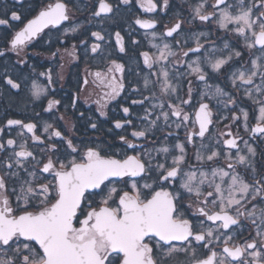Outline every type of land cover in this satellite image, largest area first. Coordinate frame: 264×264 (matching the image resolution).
I'll return each mask as SVG.
<instances>
[{"label":"snow or ice","instance_id":"1","mask_svg":"<svg viewBox=\"0 0 264 264\" xmlns=\"http://www.w3.org/2000/svg\"><path fill=\"white\" fill-rule=\"evenodd\" d=\"M121 3L128 5L130 0H121ZM157 6L153 0H141V7L146 12L155 11ZM163 6L168 8L169 0H163ZM209 7L218 11H207ZM192 8L193 19L198 18L201 22L214 20L219 28L242 37L249 50L256 45L260 46V56L251 61V69L234 71L232 83L236 86L238 80L245 85H253L255 78L260 77V84L255 85L254 91L261 99H257L251 89L246 90V95L258 105V115L255 110L253 113L256 123L250 128V132L254 137H264V0H252L250 4H245L244 0H237L235 4H230L227 0H215L211 5L207 0H201ZM112 12L113 5L107 0H99L98 10L93 16L100 17ZM10 19L21 21V14L12 10ZM67 20V4L62 0L48 4L33 19L28 20L21 30L15 32L9 41L8 50L19 55L27 42L44 29ZM135 23L145 29L155 27L154 20L137 19ZM0 25L11 27L9 20L3 18H0ZM229 25L235 27L229 29ZM79 27L80 25H76L71 30L76 32ZM180 29L181 22L178 21L168 29L166 35L172 37ZM91 35L97 41L105 39L100 32H92ZM115 36L119 51L125 52L123 37L119 32ZM202 47L197 40V46L189 48L183 55L199 52ZM229 47L225 42L224 48ZM98 50H101V44L94 43L91 52L96 53ZM215 51L214 48L212 52ZM230 52L227 58L213 59L212 53L206 51L203 60L198 57L188 65L189 75L206 81L208 72L201 65L219 73L232 59V55L241 56L240 51L231 49ZM3 55L4 51L0 50V56ZM142 55L144 64L151 69L154 64L177 54L165 44L159 57L150 56L148 52ZM123 71L124 65L113 61L106 73H95L100 85L110 89L106 95L112 99L119 96L125 87L122 76L118 78L115 75L122 74ZM5 81L11 89L20 88V84L10 77L5 76ZM143 84L145 89L158 84L161 93L168 96L175 95L179 88V84H173L169 72L163 68L157 81L145 78ZM41 91L35 89L32 94L38 99ZM191 93L189 81V99L182 100L177 96L179 103H169V111H161L160 116L166 124L172 117L176 118L173 123L177 128L187 124L190 116L181 105L190 103ZM203 95L207 96L208 93ZM212 95L224 96L225 93L216 87ZM57 103L59 101H49L48 108L51 109ZM132 103L143 105L144 101L133 100ZM227 103L235 104V100L228 96L226 105ZM152 107L163 109L164 104H153ZM129 111L128 107L123 108L125 115ZM100 115L104 116L106 113L101 111ZM151 115L145 109L142 119L148 121V124L141 130L131 132L134 140L147 138L157 127L160 116L149 120ZM212 115L209 104L201 102L193 121L194 126L198 124V131L194 127L193 131L187 133L188 144L193 143L194 136L205 137L209 125L213 123ZM241 115L245 130L249 131V112L241 109ZM232 118L240 119L236 115ZM126 124L130 125L132 121L117 120L115 128L123 129ZM7 126H20L28 133H33L36 128L35 124L24 123L19 119H8ZM51 127L46 125L44 131L47 132ZM91 127L95 129L97 125L92 123ZM18 135L23 136V132ZM51 135L66 140V156L61 159L57 155L54 160L50 155L43 162L39 173L35 168L30 171L25 167L29 159L37 165L41 163L28 150L26 141L18 145L14 139H8L6 144L0 143V152L12 149L0 160V264H264V175L257 178L253 161L239 154L236 138L224 141L229 149H238L234 162L231 154L225 157L229 161L227 168L232 170L229 172L220 167L204 171L193 165H188V170H185L187 152L184 143L174 145L179 151L178 155L168 146L155 149L164 156V162H160L149 151L128 155L126 150L117 153L100 146H88L81 152L71 139L62 137L60 131H54ZM228 135L231 136V132ZM31 139L42 142L37 135H33ZM119 140L126 145V149L136 151L137 144L134 140H129L125 135H120ZM244 144L247 152L254 157L255 149L247 141ZM206 147L203 144L200 146L201 149ZM45 151L55 155L61 150L57 144L51 143ZM220 155L218 151H211V154L205 156L198 149L195 160L203 164L205 161L218 159ZM237 164L251 168L254 183L246 182L236 172ZM21 170L27 178L21 177ZM43 173L49 174L51 179L43 177ZM13 180L17 183L10 184ZM140 181H144L143 184ZM117 184L121 187L118 188ZM186 195L190 201L187 208L183 203ZM96 197L99 199L96 200ZM194 206L198 217L205 218L199 219L197 223L185 218L187 209ZM242 219L251 222L259 239L253 237L243 245L230 247L234 237L222 230L238 233L242 227ZM205 220L212 221L216 227L205 229ZM221 236L226 237L223 240L222 254L214 247L209 248ZM173 242L181 243L177 245ZM193 242L208 249L203 258L197 255ZM181 255L187 259L181 261Z\"/></svg>","mask_w":264,"mask_h":264},{"label":"flooded vegetation","instance_id":"2","mask_svg":"<svg viewBox=\"0 0 264 264\" xmlns=\"http://www.w3.org/2000/svg\"><path fill=\"white\" fill-rule=\"evenodd\" d=\"M12 1L17 5L25 4L26 0H22V3L21 0ZM107 2L110 3L108 0ZM153 2L158 5L156 10L153 12H146L141 7V0H139L136 15L134 17L129 16L131 19L133 17L132 22L128 19V14L121 13L116 19L119 27H117L118 25L116 24V26L110 30L108 38L101 33L105 38L104 41H97L93 36L92 38L95 41H90L87 38L83 39V42H81V45H79V49L76 52L77 59L68 69L63 81L58 75V71L61 67L60 61L58 63H50L49 61L46 63L26 61L27 56L29 57L30 55H33L29 50L30 45L46 30L39 34L36 39L27 42V51L23 56H19L16 52L8 50L13 54L16 61L12 63L9 61L4 62L5 64H3V68L5 69L3 71H7V73L4 74L8 77L10 67H13L12 72L14 73L11 74L13 76L10 78L19 84L20 82L17 76L18 72H16L15 69L17 65L29 67L43 65L46 68L41 72V75L44 77L43 79L38 80L37 78H33L29 82H36L45 86L47 90L46 94H44V97L36 104H33L28 100L29 105L24 109L19 108L20 90L27 94L26 91L28 85L25 89H11V87L6 84L5 78L0 80V129H3V131L0 132V143L6 144L8 139L16 140L17 145L22 141H26L28 150L33 152L36 160L41 161V163L37 165L35 161L29 159L25 164V167L30 171L35 168L39 173V169L42 168L41 166L43 162H46L50 155L54 160L57 155L60 156L61 159L66 156V140L51 135L54 131H60L62 137L71 139L81 152L88 146H100L101 148L109 149L110 152L117 153H123V151L126 150L128 155H134L142 151H149L160 162H164V156L163 154H158L155 149L161 146H168L174 154L178 155L179 151L174 148V145L176 143H184L187 152V164L185 165V170H188V165H193L204 171H210L212 168L220 167L231 172L232 170L227 168L229 161L226 160L225 157L231 154L234 162L239 149L240 155H245L248 159L253 161L257 170V178L264 175V137L258 135L254 137L250 132V128L256 123L253 113L255 110V114L258 115V105L254 104L246 95V90L251 89L253 90V95L257 99H261L259 94L254 91L255 85L260 84V77L257 76L255 78L253 85H245L238 80L236 81V86L232 83V73L234 71H248L251 69V61L260 56V46L256 45L255 48L249 50L245 47V42L242 37L237 36L230 30L219 28L214 20L201 22L198 18L193 19L194 12L192 6L200 3L201 0H169L168 8L163 6V0H153ZM214 2L215 0H207L209 5L214 4ZM227 2L235 4L237 3V0H227ZM244 2L245 4H250L252 3V0H244ZM110 4L113 5V12L109 15L96 17L97 23L101 18H106L115 14L118 8H120L117 4ZM220 7L222 8L223 5ZM207 11L218 10L209 7ZM137 19L154 20L156 25L152 29L141 28L135 23ZM178 21L181 22L179 33H173L172 37L167 36L166 32L168 29L174 26ZM228 27L229 29H232L235 26L229 25ZM116 32H119L123 37L125 46V52L123 53L119 51V46L116 44ZM154 32L160 35L159 39L167 41L168 44L171 45V50L176 54H178V52L187 51L189 48H195L197 46V40H199L203 47L199 52H189L188 56L183 55V64L180 68H178L176 55L174 56L175 61L172 60L171 63H168L169 65L167 64V67L154 64L153 67L149 69L143 62L144 58L142 53L148 52L150 56L154 57L152 45L150 43L151 41H149ZM201 33H203V35H201ZM225 42L230 46L228 49L224 48ZM94 43L101 44V50H98L96 53L91 52V47ZM214 48L216 51L212 52ZM8 49H10V44ZM231 49L240 51L241 56L235 57L232 55V59L229 60L223 69L219 73H213L214 75L211 78L208 75L206 81H200L197 79L198 82H192L188 71L190 70L189 67L187 69L183 67L186 66L184 65L186 60H193L198 57L203 60L206 51L212 53L213 59L227 58L231 54ZM113 61L124 65V71L122 74L115 73L118 78H121L122 76L125 85L120 95L115 99L106 95L110 89L100 85L95 77L96 72L106 73L109 67L112 66ZM0 65H2L1 62ZM51 65L58 67L55 73L50 72L47 68L49 66L51 67ZM74 66L75 73L72 71V67ZM162 68L169 72L173 84H179L178 91L175 95L168 96L162 94L158 84H152L147 89L144 87V79L148 78L150 81H157ZM31 72L34 73V69L31 70ZM73 74H75V82L70 84ZM52 75L58 76V85L56 84V79ZM85 81H87V83H85ZM189 81H191L193 95L191 94L190 103L181 105V107L189 114L190 120L186 125H182L179 128L173 123V121L176 120L175 117H172L166 124L163 117L160 116L161 111H169V103H179V100L176 98L177 96L182 100L189 99ZM89 87H91L93 93L90 95L84 94L85 90ZM201 87H204V90L206 91L204 93H208V95L200 101V93L198 94V89ZM216 87L221 88L225 95L213 96L212 93L215 92ZM195 89L197 90V93H194ZM153 93L155 95H153ZM228 96H231L235 100L233 106H231L230 103H227L226 105ZM133 100H143L144 103L143 105L133 104ZM49 101H59V103L49 109ZM201 102L209 104V108L213 114V123L209 125V129L205 133L204 138L194 136L193 143L188 144L187 133L193 131L194 127L195 130L198 131L199 126L198 124L194 126L193 121L195 119V112L198 110ZM161 103L164 104L163 109H160L159 107L153 109V104L158 105ZM190 104L192 107L188 108ZM124 107L129 108L130 111L128 115L124 114ZM145 109L152 113L149 120H154L157 116H160V119L157 120V127L149 133L147 138L134 140L131 136V132L134 130H141L148 124V121L142 119L145 115ZM241 109L249 112V120L247 122L249 131L245 130V122L241 115ZM101 111L105 112L106 115L101 116ZM233 115L240 117V119L233 120ZM8 119H19L24 123H33L36 125V128L33 133H28L26 129H21L20 126L9 127L7 126ZM117 120H120L121 122L131 120L132 124H126L123 129H116L115 121ZM92 123L97 125L95 129L91 127ZM46 125L52 126L47 132L44 131ZM21 132H23V136L18 135ZM229 132H231V136L228 135ZM33 135L40 136L42 142H34L31 139ZM120 135H125L129 140H134L137 144L135 152L132 149H126V145L119 140ZM232 138L237 139L238 149H229L227 145L224 144L226 139ZM244 141H247L248 145L255 149L256 155L254 157L247 152ZM51 143L57 144L61 151L55 155L45 151ZM201 144L206 145L207 147L201 149ZM198 149H200L205 156L211 154V151H218L221 155L214 161H205L203 164H199L195 160V153ZM16 150L19 149L17 148ZM11 151L12 149H8L7 152H0V160H3ZM70 158L71 157H69V159ZM168 162H171L170 156ZM235 170L245 179L246 182L250 184L254 183L251 168H246L244 165L237 164ZM20 175L21 177L27 178L22 170ZM41 175L51 179L50 175L47 173ZM143 182L144 181H140L141 184H143ZM9 183L15 184L17 182L13 180ZM116 186L118 188L121 187L119 184ZM95 199L98 200L99 197H96ZM189 202L190 201L186 195L185 201L183 202L185 208H187ZM253 203L256 202L254 201ZM249 208H251V205H249ZM185 218L191 220L193 223H197L199 219H205L203 217H198L195 213V206L192 209H187ZM218 223L219 222H216V224ZM241 226L242 227L238 230V233L236 231L222 230L234 237L229 244L230 247L243 245L246 242H249L253 237L257 240L259 239V237H256L254 226L249 220L242 219ZM204 227L205 229L208 227L215 228L216 225L212 221L205 220ZM233 228H235V226H233ZM225 238V236H221L220 240L216 241L214 244H210L209 248L214 247L218 253L222 254L224 246L223 240ZM173 243L179 245L181 242ZM193 246L196 247L197 255L200 258H203L208 252V249L201 248L196 242H193ZM179 259L184 261L187 258L181 255Z\"/></svg>","mask_w":264,"mask_h":264},{"label":"trees","instance_id":"3","mask_svg":"<svg viewBox=\"0 0 264 264\" xmlns=\"http://www.w3.org/2000/svg\"><path fill=\"white\" fill-rule=\"evenodd\" d=\"M56 0H26L25 4H17L15 5L12 0H0V18L8 19L11 27L7 25H0V50L4 51V55L0 56V71L2 78H5V74L7 71H3L4 62H14L16 59L13 54L8 51L9 41L11 40L14 32H16L21 26L28 21L32 16H34L41 8H44L50 3L55 2ZM64 1L68 9L72 11L74 14V20L70 23V20L66 22L63 26L65 28H69L75 23L80 25L76 32L69 31L64 33L63 36L60 34L61 28H48L44 31L38 39H36L31 45L29 50L33 55L27 56L26 61L36 62V63H54L59 62L60 58L58 56L59 50L66 46H72L74 44L80 45L83 39H90L91 33L98 30L95 23L97 22V18L93 16V13L97 11V1L98 0H62ZM112 4H117L120 6V13L128 14V19L131 20L136 15L138 2L139 0H130V3L124 5L121 3V0H108ZM15 10L19 14H21V21H11V11ZM7 13V15H5ZM129 16H133L132 19ZM47 35L48 38H45ZM81 54V53H80ZM83 55V54H81ZM81 61V59H80ZM3 68V69H2ZM50 72L55 73L58 69L57 66L51 65V67H47ZM13 67H10L8 77H12L14 72H12ZM16 72H18V80L20 82V88L25 89V87L29 84V82L34 78L41 80L44 77L41 75V72L46 69L43 65L29 67V66H21L17 65L15 67ZM34 69V73L31 70ZM72 71L75 73V66L72 67ZM3 72V73H2ZM31 72V73H30ZM56 79V84L58 85V76L52 75ZM14 78V77H13ZM75 82V74H73L72 81L70 84ZM3 84V82H2ZM27 98V94L20 90L19 97V108L23 109V105L21 104L23 100Z\"/></svg>","mask_w":264,"mask_h":264},{"label":"rangeland","instance_id":"4","mask_svg":"<svg viewBox=\"0 0 264 264\" xmlns=\"http://www.w3.org/2000/svg\"><path fill=\"white\" fill-rule=\"evenodd\" d=\"M98 4H99V0L97 1V6L96 7H98ZM120 8H118V10L115 12V14H112L111 16H109V17H106V18H101L99 21H98V23L96 22L95 23V25H96V27H98V30H96L95 32H100V33H103L104 35H105V37L106 38H108L109 37V35H110V30L113 28V27H115L116 26V24H117V22H116V19L121 15V13H120ZM69 16L71 17L70 18V23H72L73 22V20H74V14L72 13V11H70L69 10ZM64 25V24H63ZM63 25H61L60 27H57V28H61L60 29V34H61V36H63L64 35V33H67V32H69V31H72L71 29L73 28V27H75L76 25H78V24H74V25H72V26H70L69 28H65ZM118 26L117 27H119V24H117ZM101 29V30H100ZM39 37H41V36H39ZM159 37H160V35L158 34V33H156V32H154L152 35H151V38H150V40L149 41H151L150 43H151V45H152V51H153V55H154V57H159V55H160V50H162L163 48H164V45L165 44H168V42L167 41H163L162 39H159ZM45 38H48L47 37V35L45 36ZM90 41H95V40H93V38H92V35L90 36V39H89ZM83 42V41H82ZM91 43V42H90ZM104 44H106V43H104ZM81 45V44H80ZM169 45V47H170V49H171V45L170 44H168ZM79 49V45H76V44H74V45H72V46H66V47H63L62 49H60L59 50V53H58V56H59V58H60V62H61V67H60V69H59V71H58V75H59V77L62 79V81H63V79H64V77L66 76V74H67V71H68V69L71 67V65L76 61V52H77V50ZM26 51H27V46H25L24 48H23V51H21L20 52V54H19V56H23L25 53H26ZM185 51H183V52H178V54H177V56H176V61H178V68H180L181 66H182V62H183V53H184ZM197 59V58H196ZM196 59H193V60H186V63H184V65H186V66H183L184 68H188V65L192 62V61H194V60H196ZM201 59V58H200ZM172 60H174L175 61V57L174 56H170V57H168V59L166 60V61H160L159 63H157V64H159L160 66L162 65L163 67L164 66H166L167 67V64L168 63H171L172 62ZM202 60V59H201ZM169 65V64H168ZM202 67H204L205 68V70L208 72V75H209V77L211 78V77H213V73L214 72H212L211 71V69H210V67H208V66H206V65H201ZM189 72H190V70H188ZM187 71V72H188ZM191 76V79H192V82H198L197 81V78H196V76L195 75H190ZM200 85V84H199ZM202 85V84H201ZM34 86H35V89H39V90H42L41 91V95H40V97L37 99V98H35L34 96H33V91L35 90L34 89ZM46 92H47V90H46V88H45V86H43L42 84H39V83H36V82H33V83H29L28 84V88H27V91H26V93H27V98L25 99V100H23L22 101V105H23V107L24 108H26V106L27 105H29V101L31 102V103H33V104H36V103H38L39 101H40V99L41 98H43L44 96V94H46ZM204 92H206L205 90H204V87H201L200 89H198V94L200 93V97H199V99H200V101L202 100V98H206V96L205 95H203L204 94ZM91 93H93V91H92V89H91V87H89V88H87L86 90H85V92H84V94H86V95H90ZM194 93H197V90L195 89V92ZM192 95H193V93H191ZM29 100V101H28ZM230 105L231 106H233V104L232 103H230ZM192 106H191V104L188 106V108H191ZM23 108V109H24ZM187 109V108H186ZM66 120V119H65ZM42 167V166H41Z\"/></svg>","mask_w":264,"mask_h":264},{"label":"water","instance_id":"5","mask_svg":"<svg viewBox=\"0 0 264 264\" xmlns=\"http://www.w3.org/2000/svg\"><path fill=\"white\" fill-rule=\"evenodd\" d=\"M56 2V1H55ZM55 2H53V3H55ZM62 2H64V1H62ZM65 3V2H64ZM66 4V3H65ZM45 8V7H44ZM43 9V8H42ZM41 9V10H42ZM40 11V10H39ZM39 11L36 13V15L39 13ZM109 14H111V13H108V14H102V15H109ZM36 15H34L32 18H30V19H33ZM68 15H69V13H68ZM29 19V20H30ZM69 20H70V16H69ZM69 20H67V21H63L60 25H56V26H49L48 28H50V27H53V28H57V27H60L61 25H63L64 23H66V22H68ZM27 23V22H26ZM25 23V24H26ZM156 25V24H155ZM24 26V25H23ZM23 26L19 29V30H21L22 28H23ZM140 26V25H139ZM47 29V28H46ZM46 29H44V30H46ZM18 30V31H19ZM41 34V33H40ZM38 37V36H37ZM37 37H35V38H33V39H36ZM32 39V40H33Z\"/></svg>","mask_w":264,"mask_h":264}]
</instances>
